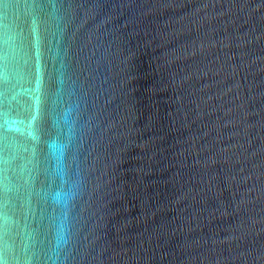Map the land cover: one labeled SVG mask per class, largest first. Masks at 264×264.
Listing matches in <instances>:
<instances>
[{
    "label": "water",
    "instance_id": "1",
    "mask_svg": "<svg viewBox=\"0 0 264 264\" xmlns=\"http://www.w3.org/2000/svg\"><path fill=\"white\" fill-rule=\"evenodd\" d=\"M0 264H264V0H0Z\"/></svg>",
    "mask_w": 264,
    "mask_h": 264
}]
</instances>
